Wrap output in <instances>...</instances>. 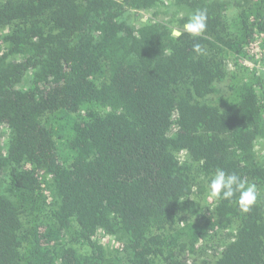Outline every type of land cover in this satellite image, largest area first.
Here are the masks:
<instances>
[{
    "label": "trees",
    "instance_id": "16d2710c",
    "mask_svg": "<svg viewBox=\"0 0 264 264\" xmlns=\"http://www.w3.org/2000/svg\"><path fill=\"white\" fill-rule=\"evenodd\" d=\"M262 61L264 0H0V264H264Z\"/></svg>",
    "mask_w": 264,
    "mask_h": 264
},
{
    "label": "clouds",
    "instance_id": "9594fccd",
    "mask_svg": "<svg viewBox=\"0 0 264 264\" xmlns=\"http://www.w3.org/2000/svg\"><path fill=\"white\" fill-rule=\"evenodd\" d=\"M207 27L206 10L197 9L192 12L183 24L182 30L176 26L169 25V34L172 38H178L184 33L193 38L200 37ZM197 54H204L200 44L193 45ZM236 198V203L244 213L251 211L258 199V189L255 183L237 173H228L222 168H217L208 184V198L215 200H229Z\"/></svg>",
    "mask_w": 264,
    "mask_h": 264
},
{
    "label": "built area",
    "instance_id": "2783aa9c",
    "mask_svg": "<svg viewBox=\"0 0 264 264\" xmlns=\"http://www.w3.org/2000/svg\"><path fill=\"white\" fill-rule=\"evenodd\" d=\"M250 64L255 65L256 68H258L262 73H264V61L260 63L251 62ZM263 120H264V116H263Z\"/></svg>",
    "mask_w": 264,
    "mask_h": 264
},
{
    "label": "rangeland",
    "instance_id": "374dc122",
    "mask_svg": "<svg viewBox=\"0 0 264 264\" xmlns=\"http://www.w3.org/2000/svg\"><path fill=\"white\" fill-rule=\"evenodd\" d=\"M145 16L143 17V19L145 20V19H148L149 17H151V15L150 14H144ZM1 132H2V130H1ZM4 140V139H3Z\"/></svg>",
    "mask_w": 264,
    "mask_h": 264
}]
</instances>
